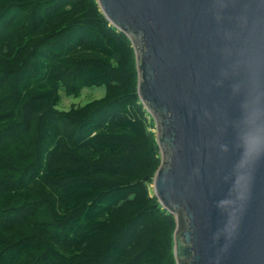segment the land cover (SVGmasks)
Returning a JSON list of instances; mask_svg holds the SVG:
<instances>
[{
    "label": "trees",
    "instance_id": "1",
    "mask_svg": "<svg viewBox=\"0 0 264 264\" xmlns=\"http://www.w3.org/2000/svg\"><path fill=\"white\" fill-rule=\"evenodd\" d=\"M152 127L96 0H0V264H175Z\"/></svg>",
    "mask_w": 264,
    "mask_h": 264
},
{
    "label": "water",
    "instance_id": "2",
    "mask_svg": "<svg viewBox=\"0 0 264 264\" xmlns=\"http://www.w3.org/2000/svg\"><path fill=\"white\" fill-rule=\"evenodd\" d=\"M134 52L175 264H264V0H96Z\"/></svg>",
    "mask_w": 264,
    "mask_h": 264
},
{
    "label": "rangeland",
    "instance_id": "3",
    "mask_svg": "<svg viewBox=\"0 0 264 264\" xmlns=\"http://www.w3.org/2000/svg\"><path fill=\"white\" fill-rule=\"evenodd\" d=\"M103 94H104V88L103 87L84 88L81 90V92L77 98H73L71 96H66L63 93V91L61 90L60 91V102L56 106V109L58 111H68L72 106H74V107L83 106V105L87 104L88 102L100 99V98H102ZM148 117L150 118V121H152V125H153V127L150 128V131L155 135L154 122L149 115H148ZM148 190H149V193L151 195H154L152 183L150 185H148Z\"/></svg>",
    "mask_w": 264,
    "mask_h": 264
},
{
    "label": "clouds",
    "instance_id": "4",
    "mask_svg": "<svg viewBox=\"0 0 264 264\" xmlns=\"http://www.w3.org/2000/svg\"><path fill=\"white\" fill-rule=\"evenodd\" d=\"M260 117H261L260 110L257 109V113H256L257 126H258V127H261V128H264V125H261V124L259 123V121H260ZM262 152H264V140H261V141L258 143L256 155L258 156V155H260Z\"/></svg>",
    "mask_w": 264,
    "mask_h": 264
}]
</instances>
